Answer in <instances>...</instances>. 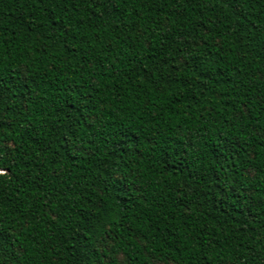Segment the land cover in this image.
<instances>
[{"label":"trees","instance_id":"16d2710c","mask_svg":"<svg viewBox=\"0 0 264 264\" xmlns=\"http://www.w3.org/2000/svg\"><path fill=\"white\" fill-rule=\"evenodd\" d=\"M0 264H264V0H0Z\"/></svg>","mask_w":264,"mask_h":264},{"label":"snow or ice","instance_id":"6c2138e0","mask_svg":"<svg viewBox=\"0 0 264 264\" xmlns=\"http://www.w3.org/2000/svg\"><path fill=\"white\" fill-rule=\"evenodd\" d=\"M0 139H3L2 137H0ZM0 155H3V152L2 151H0ZM3 174V172L2 171H0V175H2Z\"/></svg>","mask_w":264,"mask_h":264}]
</instances>
